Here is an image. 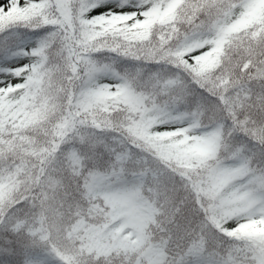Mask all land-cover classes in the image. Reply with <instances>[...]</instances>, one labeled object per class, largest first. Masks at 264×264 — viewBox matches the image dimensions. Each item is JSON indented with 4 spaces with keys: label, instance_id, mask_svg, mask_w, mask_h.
I'll use <instances>...</instances> for the list:
<instances>
[{
    "label": "snow or ice",
    "instance_id": "1",
    "mask_svg": "<svg viewBox=\"0 0 264 264\" xmlns=\"http://www.w3.org/2000/svg\"><path fill=\"white\" fill-rule=\"evenodd\" d=\"M0 2V264H264V0Z\"/></svg>",
    "mask_w": 264,
    "mask_h": 264
},
{
    "label": "rangeland",
    "instance_id": "2",
    "mask_svg": "<svg viewBox=\"0 0 264 264\" xmlns=\"http://www.w3.org/2000/svg\"><path fill=\"white\" fill-rule=\"evenodd\" d=\"M0 2H5V0H0ZM26 57L20 56H9L7 58H0V67L5 66H20L24 63ZM5 75L4 72L0 73V77Z\"/></svg>",
    "mask_w": 264,
    "mask_h": 264
},
{
    "label": "trees",
    "instance_id": "3",
    "mask_svg": "<svg viewBox=\"0 0 264 264\" xmlns=\"http://www.w3.org/2000/svg\"><path fill=\"white\" fill-rule=\"evenodd\" d=\"M113 2H114V0H104V5L103 6H107L108 4H111ZM26 62H27V57H26L24 63H26ZM0 73H2V72H0ZM5 75L1 76L0 79H4L5 78Z\"/></svg>",
    "mask_w": 264,
    "mask_h": 264
}]
</instances>
